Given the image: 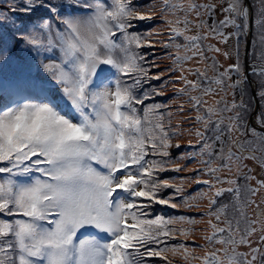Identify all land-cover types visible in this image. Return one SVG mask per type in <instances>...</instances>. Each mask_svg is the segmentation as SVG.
I'll return each mask as SVG.
<instances>
[{
    "label": "snow or ice",
    "instance_id": "6c2138e0",
    "mask_svg": "<svg viewBox=\"0 0 264 264\" xmlns=\"http://www.w3.org/2000/svg\"><path fill=\"white\" fill-rule=\"evenodd\" d=\"M158 22L159 29L136 30ZM251 29L259 52L254 37L246 68L240 37ZM210 35L237 41L236 61L224 71L211 57L212 76L207 64L198 66L205 51H221L205 43ZM157 43L171 61L163 71ZM250 76L259 78L258 112L244 99ZM153 81L187 97L177 111L196 113L199 127L186 144L171 122L172 102H150L164 95ZM229 88L230 102L206 99ZM181 171L188 174L178 183L166 175ZM186 183L195 184L192 193ZM258 193L264 196V7L253 13L245 0H0V264H172L168 252L184 264H264ZM205 197L200 215L215 221L208 220L212 231L196 252L182 239L195 233V217L153 208H198L190 201Z\"/></svg>",
    "mask_w": 264,
    "mask_h": 264
},
{
    "label": "rangeland",
    "instance_id": "374dc122",
    "mask_svg": "<svg viewBox=\"0 0 264 264\" xmlns=\"http://www.w3.org/2000/svg\"><path fill=\"white\" fill-rule=\"evenodd\" d=\"M259 1L260 0H256L257 3H259ZM141 2L147 4V3H150L151 0H141ZM155 2L159 3V0H155ZM196 2L197 3H208V2H212V0H196ZM251 7H252V4H251ZM252 10H253V8H252ZM180 14L183 15V13H180ZM216 15H217L218 19H222L223 18L222 15L219 13V11H217ZM193 19H195V16H193ZM205 19H208V17L205 16ZM210 22L211 21H209V23ZM148 27L159 29L160 28V24L158 22V23H156L154 25H143L142 27H138L136 30L140 31V30H142V28H148ZM205 30H207V29H205ZM228 30L229 31H234V29H228ZM246 35H242L240 37V45H246V38H247ZM162 38H166V36L162 37ZM205 43L206 44L216 45V46H218L221 49L220 52L205 51V56L207 57V59L203 63L198 65L201 69H203L205 64H207L208 65V75L209 76L214 75L215 72H216V69H213L212 66H211L212 65L211 57L215 56L218 59V61H219L218 70L221 71V72L224 71L228 67L229 64H232V63H234L236 61L237 41H236L235 37L230 38L228 43L225 44V43L220 42L217 38H214V37H212L210 35L208 40L205 41ZM149 51H151V50H149ZM154 51L156 53V60H157V63L159 65V68L162 71L165 70L166 67L171 63L170 59L162 55L164 50L158 43H157ZM226 52L229 53L230 55L226 56L224 54ZM244 52H245V46H244ZM257 52H259V50H257ZM244 58H245V55H244ZM249 61H250V59H249ZM250 62L252 63L253 61H250ZM257 63H259V61H257ZM165 75H167V72H165ZM176 75H179V73H176ZM190 79H195V77L192 76V77H190ZM152 83L154 85H156L157 87H159L160 91L163 92L164 95L155 97L154 101H150V102H159L162 105H168L169 101H171L172 102V106L168 109V111H170L172 113L171 122H172L173 126H176V124L179 123L180 124V131H182L184 133V135L181 137V142L187 141L189 138H193L194 139V137H189L188 136V131L190 129H192L194 126L195 127H199V125L196 124V122H195L193 117H191L192 119H186V118H189L192 114H196V113L194 111L193 112H189V111L179 112V111L176 110V105H178L181 101H185L186 102L187 101V97H175V96H173V91H174L173 87L171 85H168L166 87H162L161 85H162L163 81H159V82L153 81ZM255 87H256V84H255ZM232 91L233 90L231 88H229L227 96H225V94L223 92H219L216 95L215 98L213 96H207L206 99L208 100L209 103H214L215 99H219L220 97H224L226 101L230 102L233 99ZM236 99H237V97H236ZM246 101H247V99L245 98V102ZM255 105H256L255 104V100L253 98V104L251 103V110L252 111H254ZM188 107H189V105L187 103H185V108H188ZM259 109H260V103H259ZM259 109H258V111H259ZM235 136L239 137V136H241V133L238 132V133L235 134ZM243 139L246 140L248 138H243ZM178 162L179 163H184V161H178ZM246 163L250 167H255L257 169V172H259V165L258 164H254L253 161H251V160L246 161ZM170 173L172 175H174V177H177L176 182L178 183L179 182L178 177L182 176V175L180 173H176V172H170ZM253 175H256V173H253ZM252 183L255 184V181H252ZM189 185H190V183H186L185 184V186H184L185 190L188 193H192L190 189L188 190L187 186H189ZM224 186L227 187V185H224ZM205 190H207V189H205ZM221 199H222L223 202H228V197H223ZM254 199H256L257 202L260 203L262 207H264V196H262L261 194L258 193L257 196ZM178 203H179V201H178ZM190 203H196V204H199L200 206L198 208H190V207L181 206V207H178L176 209H170V207H166L163 210V212H162V211H160L161 206L158 205L157 206V210L159 212L164 213V214H166L165 211H168V214H166L167 216L176 217V216L184 215V216H193V217H195L196 223L194 225H191V227L195 228V230H196L195 233L193 235H189V236L183 237V238H186L190 242V244H189L190 249L192 247H195V251L196 252H201L203 250L200 249L199 247H196L197 245L195 243L196 242H198V243L202 242V244L205 243V241L203 239V236L206 233H211V231H212L211 226L207 222H208L209 219H212L213 221H215V218L214 217H209L207 215H204V216L200 215L201 212H206L207 211V206H208V198L207 197H205L202 200L190 201ZM153 211L154 212L156 211V207H155V209ZM192 211L195 212V213L192 214L191 213ZM249 212L252 213V218H256V215H255V213H256V205H251L250 208H249ZM188 214H191V215H188ZM175 223H176V225H179V226L181 224H184L185 227L189 226L185 222H182V221H176ZM177 234L179 235V233H177ZM192 242H194V244ZM216 246L217 247H221L222 245H216ZM241 250H245V249L241 248ZM166 255L172 261V264H176L177 263L176 259L178 257L176 255L173 256V254L171 252L166 253ZM178 259L181 260L183 262V264H184V261H183L181 256H179ZM151 264H156V263H152L151 262ZM163 264H165V263H163Z\"/></svg>",
    "mask_w": 264,
    "mask_h": 264
},
{
    "label": "trees",
    "instance_id": "16d2710c",
    "mask_svg": "<svg viewBox=\"0 0 264 264\" xmlns=\"http://www.w3.org/2000/svg\"><path fill=\"white\" fill-rule=\"evenodd\" d=\"M251 4H252V8H253V13H255V12H257L261 7H264V5H261V0L259 1V3H257L256 2V0H251ZM260 4V5H259ZM247 36V35H246ZM254 37L256 38V40H257V50H259V40H258V34L255 32V30L253 29V34H252V41H253V39H254ZM244 46L245 45H240V62L243 64V65H245V58H244V55H245V52H244ZM251 48H252V43H251ZM249 59H250V61H253V56H252V54H251V49H250V55H249ZM257 61H259L258 59H257ZM233 79H236V77H234L233 76ZM252 80L255 82V84H256V89H258V85H259V78L258 77H252ZM246 87V95H245V97H244V99L246 98L247 99V101H246V103H249V110L250 111H252L251 110V103L253 104V94H252V88H251V85H250V83L248 84V85H246L245 86ZM251 88V89H250ZM233 90V89H232ZM236 91V97H237V100L240 98V90L239 89H236L235 90ZM257 97H258V100H259V103L261 104V101H260V98H259V96L257 95ZM195 115L196 114H192L190 117H195ZM239 138H241V139H243V138H248L247 136H244V135H241V136H239ZM182 144H186L187 143V141H184V142H181ZM184 149H181V151H183ZM178 153H176L175 152V150H173V155H177ZM196 165H195V163L193 162V163H190L189 164V169H191V168H193V167H195ZM246 170V169H245ZM244 170V171H245ZM247 171V170H246ZM182 176H184V175H187L188 173L187 172H185V171H181V172H179ZM167 176H169V177H174V175H172L170 172L169 173H167L166 174ZM188 187V190L190 189L191 190V192H193V190L195 189V184L194 183H190V185L189 186H187ZM166 207L165 206H161V208H160V211H162L163 212V210L165 209ZM155 209V207L153 208V210ZM170 209H172V208H170ZM201 211V210H200ZM155 212H159L158 210H157V206H156V211ZM165 213L166 214H168V211H165ZM192 214L193 213H195V212H191ZM188 215H191V214H188ZM177 227H179V225H176ZM177 235V237H179V235L178 234H176ZM182 239H185V240H187L186 238H183L182 237ZM188 241V240H187ZM196 245H199V244H202V242H200V243H198V242H196L195 243ZM178 258H179V256L180 255H176ZM176 259L177 261V263L176 264H183V262L181 261V260H179V259ZM152 263H156V264H163V263H165L164 261H163V259L162 258H156V259H154L153 261H152Z\"/></svg>",
    "mask_w": 264,
    "mask_h": 264
},
{
    "label": "water",
    "instance_id": "95a60500",
    "mask_svg": "<svg viewBox=\"0 0 264 264\" xmlns=\"http://www.w3.org/2000/svg\"><path fill=\"white\" fill-rule=\"evenodd\" d=\"M245 3L252 9L250 0H245ZM252 34H253V29H251V30H249L247 32L246 45H245V64H246V68H247L248 65H250L249 55H250V49H251V43H252ZM250 80H251L250 85L252 87V93H253V97H254L255 104H256L254 111L258 112L259 100H258V97L256 95V91H255L256 87H255L254 82L252 81L251 76H250Z\"/></svg>",
    "mask_w": 264,
    "mask_h": 264
}]
</instances>
